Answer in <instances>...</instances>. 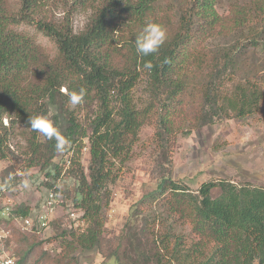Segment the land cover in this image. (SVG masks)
Returning <instances> with one entry per match:
<instances>
[{
    "label": "trees",
    "instance_id": "obj_1",
    "mask_svg": "<svg viewBox=\"0 0 264 264\" xmlns=\"http://www.w3.org/2000/svg\"><path fill=\"white\" fill-rule=\"evenodd\" d=\"M56 3L65 6L61 19L51 14ZM217 3L0 0V160L14 155L8 141L12 126L21 123L26 168L45 172L53 180L46 182L53 192H58L63 174L74 176L78 187L73 200L86 223L82 230L60 229L62 220L54 221L60 229V251L42 250L34 261L30 255L41 243V232L19 229L20 243L29 244L18 253L23 264H80L78 252L94 249L112 264H264V186L212 178L192 190L172 176L180 134L253 116L264 103V0L234 1L227 16ZM81 7L91 16L76 32L73 15ZM148 21L162 25L167 39L157 53L142 56L135 50V37ZM23 24L51 39L57 53L49 55L36 33L20 29ZM149 61L150 70L144 67ZM143 82L146 99L141 101L136 91ZM80 87L87 90L84 100L72 105L69 96ZM83 103L97 106L89 127L80 115ZM38 114L54 121L67 140L64 163L55 162L57 141L27 124ZM148 120L156 124L157 184L131 205L117 245L106 252L109 186L132 157ZM85 148L90 155L87 166ZM13 213L0 224L29 216L31 207L19 204ZM148 216L164 226L165 233L148 226ZM186 225L200 236L189 245L179 232ZM123 242L127 246L122 250Z\"/></svg>",
    "mask_w": 264,
    "mask_h": 264
},
{
    "label": "rangeland",
    "instance_id": "obj_2",
    "mask_svg": "<svg viewBox=\"0 0 264 264\" xmlns=\"http://www.w3.org/2000/svg\"><path fill=\"white\" fill-rule=\"evenodd\" d=\"M167 2L168 0H164ZM234 1L246 0H218V11L227 16L231 13ZM65 13L62 3L51 4V14L61 19ZM91 11L84 7L78 8L73 15V24L76 32L81 31L89 21ZM30 33H36L39 42L47 53L54 56L57 53L56 44L47 36L38 32L34 26L21 25ZM224 42V41H223ZM260 58H264L263 55ZM145 80V79H144ZM145 82L136 91L141 101L146 99ZM64 90V89H63ZM84 124L89 127L91 119L97 111L96 104L83 103L79 107ZM5 125L11 122L4 118ZM156 124L148 120L140 132V140L134 146L132 157L119 169L118 179L111 183L110 203L105 207V231L103 243L106 252L117 245L119 236L123 233L124 225L128 219L131 205L142 195L156 187L157 178L153 174L155 155L153 154L154 133ZM90 129V128H89ZM26 131L21 123L16 122L11 128L8 145L14 155L8 159L0 160V209L9 206L12 209L19 204L31 207L33 216L47 210V200L50 191H54L47 184L45 172L37 167L26 168L24 162L26 150ZM69 154L63 149L55 158L56 163H64ZM89 149L85 148L83 164L88 165ZM54 172V169L52 168ZM172 176L177 181L186 184L190 189L196 190L200 185L212 178L231 179L237 182L248 181L255 185L264 186V103L260 111L244 118L232 117L195 129L191 134H180L173 153ZM78 181L74 176L62 175L57 182L56 203L51 213L49 225L38 233L41 240L39 247L30 255L34 261L42 250L51 254L60 251V229L63 227L84 229L86 223L81 219L82 212L73 200ZM75 213V214H73ZM12 218V217H11ZM6 216L1 219H11ZM57 219L62 220L61 226L54 225ZM148 226L155 229L156 233H165V227L153 223V216H148ZM146 222V220H145ZM151 222V223H150ZM37 230H24L21 219L18 218L12 225L0 224V245L9 253L20 257L19 250L28 247V243H20L18 239L23 232ZM184 232L186 244L197 240L200 236L192 234L190 225L179 228ZM39 232V231H38ZM36 238V239H37ZM35 239V240H36ZM123 242L122 250L126 247ZM80 264H112V260L105 258L102 253L94 250L78 252Z\"/></svg>",
    "mask_w": 264,
    "mask_h": 264
},
{
    "label": "clouds",
    "instance_id": "obj_3",
    "mask_svg": "<svg viewBox=\"0 0 264 264\" xmlns=\"http://www.w3.org/2000/svg\"><path fill=\"white\" fill-rule=\"evenodd\" d=\"M166 39V29L158 23L148 21L135 37V50L142 56L152 55L158 52ZM144 67L150 70L153 65L149 61L145 63ZM86 92L87 90L83 87H80L78 91H72L69 96L70 103L72 105L82 103ZM27 124L33 131H36L49 139H55L57 141L56 148L58 151H62L67 144V140L60 134L54 121H52L47 115L38 114L30 116Z\"/></svg>",
    "mask_w": 264,
    "mask_h": 264
},
{
    "label": "built area",
    "instance_id": "obj_4",
    "mask_svg": "<svg viewBox=\"0 0 264 264\" xmlns=\"http://www.w3.org/2000/svg\"><path fill=\"white\" fill-rule=\"evenodd\" d=\"M57 195L56 192L50 191L49 197L47 200V210L46 212H41L33 216L30 214L26 217H21V225L24 230H37L42 231L49 225L51 213L53 212L54 204L56 203ZM75 214V213H73ZM11 218L14 216L13 209L9 206L4 209H0V218L2 217ZM1 236V235H0ZM0 264H23L20 259L9 253V251L2 245H0Z\"/></svg>",
    "mask_w": 264,
    "mask_h": 264
}]
</instances>
